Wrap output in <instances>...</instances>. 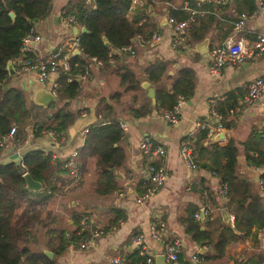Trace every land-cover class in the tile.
<instances>
[{
	"label": "crops",
	"instance_id": "obj_1",
	"mask_svg": "<svg viewBox=\"0 0 264 264\" xmlns=\"http://www.w3.org/2000/svg\"><path fill=\"white\" fill-rule=\"evenodd\" d=\"M50 1L51 7L46 15L32 25L33 32L38 34L40 39L25 45V51L33 53L37 58L48 56L62 40H71L78 36L82 28L78 24L64 22V17L59 15L60 6L67 0ZM184 1L162 0L155 1L154 5H148L147 11L154 17L157 24L152 33H160L161 39L153 41L151 33L148 39L143 38V41L137 44L135 55L117 50L120 54H124L122 57L132 65L141 81H148L154 91L155 84L141 72L145 63L155 58L164 59L169 63V74L174 73L182 65H189L193 69L195 73L194 90L180 105L177 122H168L161 112L153 107L148 114L133 115L128 107L119 102L114 103L108 114H99L105 110L99 104L98 99L120 89V84L118 77L110 71L109 67L100 72L98 70L100 62L91 57L87 60L88 68L82 74H76L80 83L79 93L72 98H65V101L68 102L67 108L80 110V115L66 127L63 135L57 136L49 129L36 133L31 129L32 126L26 125L23 131L24 135L17 143H15L16 139H13L14 133L4 142L5 147L0 154V162L11 160L12 152L16 151L20 156L24 150L29 148L49 151L53 158L60 160L71 152H75L83 144V136L86 132L83 129L87 128L89 124L118 120L123 126L124 135L120 142L125 149L126 160L124 165L116 170L118 186L114 191L101 195L89 188V182L96 178L98 173L95 171L93 158L88 157L80 175L78 172L74 177L64 174L63 176L66 178L71 177L72 179L68 181L65 178L64 183L58 185L47 200L34 206L38 212L37 219L39 220L36 224L38 232L35 247L43 251L48 249L44 247L42 230L45 226L61 227L69 224L71 219L68 218V215L71 209L85 212L93 226L102 230V233L95 236L93 243L86 248L79 249L73 246L70 250L65 249L55 257V264H110L109 257L115 253H119L123 258H130L131 264L129 253L137 247L131 243L130 239L133 234L137 233L143 234L144 250L153 258V264L161 254L164 255L162 264H167L170 261L161 241L151 238L149 233L151 221L157 218H162L166 223L168 237L179 236L182 239L179 258L183 263L188 260L191 251L197 250L203 255L212 252L209 244L193 240L177 218L184 213V206L191 203L195 204L200 211L206 205L214 213L220 212L224 221L232 222L229 220L227 207L223 204L227 201V197L226 194L220 192V180L208 167L211 163L209 146L213 142L221 145L230 138L234 141L238 149L237 169L239 174L244 175L253 183L254 192L263 195L260 175L264 172V161L259 166L250 163L245 156L244 142L248 139L252 129L256 128L261 140L258 146L256 139L249 143L252 148L250 152L253 156H258V148L259 156H262L264 160V135L262 134L264 131V90L261 91L256 103L248 107H244L240 103L243 94L238 96L237 102L231 107L226 104L221 108L220 103L227 100L229 92L236 94L239 89L244 93L250 80L258 76L264 77V56L244 57L235 64L224 66L220 73L210 74L208 71L209 51L211 47L222 43L231 34L232 23L239 15L237 4L233 0L218 7L206 0H189L192 6H196L195 2L200 1L201 8L206 9L203 14H197V20L191 26L197 24L201 17H206L209 14H213V20L206 26L204 37L197 42L190 41V30H188L189 43L178 50L170 44L171 26L168 23V16L170 10H181L188 16L189 11L183 7ZM142 2L143 0H132L127 12L129 18L132 17L134 9ZM248 26L253 31L264 30V9L256 10L255 15L248 19ZM244 35L252 41L255 34L251 32ZM74 53L78 54L79 49L73 50L72 54ZM20 57L9 61L10 72L7 71L8 76L2 84V88L12 86L23 90L28 97V103L32 104L31 108L34 111L35 119H40L39 112L44 113V110L47 112V116H50L47 107L49 103L41 104L33 97L39 94H35V92L41 89V85L46 89H51V81L55 80L56 74L51 75L45 83L38 82L35 79L34 71L19 70ZM142 88L140 100L153 98L148 95L146 88ZM52 97V101L55 102V94ZM211 98L218 99L217 108L221 109L222 119L231 122L229 128L208 131V127L210 130V127L215 123V120L208 115ZM198 118L208 123L207 137L201 144L194 146L193 157L195 159L193 161L196 166L192 168L186 164L181 155L180 143L194 127ZM144 137L161 144L166 150L164 156L143 153L139 148V142ZM10 148H12L11 151ZM78 160L77 158V166ZM150 162L164 165L167 174L165 182L153 195L144 198L142 202H136L139 190L143 188L145 182H149L147 167ZM42 190L43 185L41 184L38 190L32 191L42 192ZM248 199L251 200V197ZM110 208L121 209L126 215L118 225L113 226L114 229L112 227L104 228L110 217ZM257 236L259 246L255 250L248 251L247 249L242 253L237 252L236 255H230L231 246L233 248L247 242L250 239L247 237L243 241L228 243L222 257L204 259L200 264H259L264 259V249L260 244L261 238L264 237V230H259ZM239 248L240 246L237 249ZM261 254L262 258H260Z\"/></svg>",
	"mask_w": 264,
	"mask_h": 264
},
{
	"label": "trees",
	"instance_id": "obj_2",
	"mask_svg": "<svg viewBox=\"0 0 264 264\" xmlns=\"http://www.w3.org/2000/svg\"><path fill=\"white\" fill-rule=\"evenodd\" d=\"M155 1L162 0H143L142 4L134 9L131 18L128 17L127 12L132 0H90L89 2L67 0L61 5L59 15L64 18L72 17L84 28V31L77 36L79 53L69 57L68 71H59L56 74L54 87L56 101L50 102L47 106L50 116H47L44 110V113L39 112L40 119H35L32 104L28 103L26 93L12 86L4 89L2 84L8 76L7 61L21 56L19 46L22 36L32 28L35 21L46 15L51 7V1L0 0V137L6 134L12 125L15 128L13 135V139H16L15 143L22 139L26 125L32 126L31 129L36 133L49 129L57 136L63 135L66 127L80 115V110L67 108L68 102L65 98H72L79 93L80 83L76 74H82L88 68L87 60L91 57L100 62L98 67L100 72L109 67L118 77L120 84V89L98 99L105 110L99 113L101 115L108 114L116 102L128 107L133 115L143 116L148 114L152 107L158 111L173 108L180 96L187 99L193 93L195 83V73L189 65H182L174 73L169 74L170 66L164 59L155 58L145 63L141 72L155 84V95L153 98L140 100V93L143 91L141 78L132 65L122 57L124 54L117 51L136 34L148 39L157 24L147 11V7L150 4L154 5ZM234 1L239 13L251 12L256 8L255 0ZM9 11L13 13L12 17L8 15ZM169 15L177 19L187 17L186 12L182 13L181 10H170ZM212 20L213 14H209L201 17L197 24L190 26V41L201 40L205 35L206 26ZM23 57L30 60L37 58L29 51H25ZM68 76L70 79L67 78ZM242 94L243 90L239 89L236 94L229 92L227 100L220 103V107L223 108L226 104L231 107ZM217 110L221 112L220 108ZM120 123L118 120H108L89 124L83 136V144L76 150L79 159L78 175L84 169L85 160L88 157L93 158L98 175L89 182V188L97 194H107L118 186L116 170L124 165L126 160V152L120 142L124 135ZM222 123L225 128L231 125L230 121L223 119ZM206 137L207 128H203L194 137L185 136L182 139L188 141L191 146L192 160L195 159L194 146L201 144ZM253 139H256L258 146L261 137L256 128L252 129L244 142V152L250 163L259 166L264 160L259 156L258 148V156H253L250 152L252 148L249 143ZM4 147L5 144L0 145V154ZM209 147L211 163L208 167L218 176L220 183L226 185L227 201L223 204L229 213H233L234 219L232 222H226L220 212L213 211L206 213L203 218L196 219L194 213L199 211L197 206L191 203L184 206V213L178 216L177 220L184 225L185 231L193 240L207 243L212 249V252L202 255L203 260L222 257L226 252L227 244L232 241H243L247 237L257 241L258 231L264 230V172L260 175L262 195L254 192L253 183L239 174L238 149L231 138L225 144L213 142ZM20 161L22 171L39 180L43 190L35 192L27 189L22 173L16 169L12 160L0 162V264H55V257L65 250L67 241L72 239L81 216L87 214L71 209L68 215L71 219L69 224L61 227L45 226L42 230L43 243L44 247L52 252L51 257L36 248L38 232L36 224L39 220L34 206L47 200L58 185L64 183L66 177L63 175L66 174V170L62 168L59 159L53 158L51 152L40 148L24 150ZM71 179V177L66 178L68 181ZM148 184L149 182L143 184L139 194ZM249 197L251 200L247 202ZM204 207L208 208L206 205ZM109 213L110 217L104 228L116 226L126 217L125 212L118 208H110ZM140 250L141 248L137 247L129 253L131 264H148L146 259L150 255L141 254Z\"/></svg>",
	"mask_w": 264,
	"mask_h": 264
},
{
	"label": "built area",
	"instance_id": "obj_3",
	"mask_svg": "<svg viewBox=\"0 0 264 264\" xmlns=\"http://www.w3.org/2000/svg\"><path fill=\"white\" fill-rule=\"evenodd\" d=\"M89 2L90 0H84ZM213 6L220 7L221 5L233 1V0H206ZM196 6H192L189 0L184 1V8L189 12L188 16L183 19H177L173 15L168 16V23L171 26V37L170 44L175 49H180L187 45L188 42V30L193 22L197 20V14H203L206 9L201 8V2H195ZM264 9V0H256V8L251 12L242 11L239 13L238 17L232 23L231 34L220 44H216L211 47L209 51V66L208 71L210 74H218L224 66L232 65L244 57L251 56H264V30L253 31L248 26V19L255 15L256 10ZM64 22L78 24L72 17L64 18ZM254 32V37L250 41L244 34H249ZM40 39L39 35L34 33L32 28L26 32L22 38L19 46V51L21 52V60L19 64V70L21 71H34L35 79L38 82L45 83L48 81L51 75L57 74L59 71H68L69 69V57L71 56L73 50H78V38L77 36L73 39L62 40L55 49H53L48 56L44 58H35L30 60L24 58L25 45L29 42H36ZM153 41H158L161 39V34L154 32L151 35ZM143 41V37L140 34L134 35L130 42L125 45L120 46L119 50L122 52H128L130 55H135L137 52V44ZM70 79V76L67 77ZM55 80L51 81V93L54 95ZM264 90V77L258 76L253 78L247 84V89L241 96L240 103L244 107L251 106L256 103L259 99L261 91ZM183 97H179L173 108L169 110H160L162 116L170 123H175L179 119V109L180 105L184 102ZM217 98L210 99L209 117L215 120V123L208 127V131L212 130H224L225 127L222 123V113L217 110ZM121 124V123H120ZM122 125V124H121ZM208 123L201 118H198L195 122L194 127L187 133L188 137H194L197 132L203 128H206ZM123 127V126H122ZM87 128H84L85 132ZM15 131L14 126H10L8 132L0 137V145H3L5 140L13 135ZM53 131V130H52ZM51 132V131H49ZM52 133V132H51ZM54 133V132H53ZM264 135V131L262 132ZM139 148L143 153L147 155H158L160 157L164 156L166 150L165 148L148 137H144L139 142ZM180 152L186 162V164L192 168L196 166L192 160V150L188 141L182 140L180 143ZM63 169H65L66 174L74 177L77 173V156L76 151L71 152L66 157L59 160ZM148 180L149 184L146 189L138 194L136 197V202H142L144 198L153 195L165 182L166 171L162 163L150 162L148 167ZM227 187L225 184H221L220 192L226 193ZM211 208L203 207L201 211L194 213L196 219H200L206 213H209ZM233 213H229V220L233 221ZM113 229L115 227H112ZM150 236L155 240L161 241L162 247L165 254L170 262L173 264H200L203 260L202 255L199 251H191L188 260L183 263L179 258V251L182 246V239L179 236L168 237L167 236V226L162 218H157L150 223ZM102 233V230L93 226L91 220L87 215H82L79 220V226L76 228L72 239H69L65 245V249H72L73 246L79 249H84L93 243V238ZM131 243L136 247H140L141 254H145L143 245V234L137 233L133 234L130 239ZM261 246L264 249V237L261 238ZM148 264H153V259L151 256L146 259ZM110 264H130V258L122 257L119 253L109 257ZM244 264V263H240ZM259 264H264V259L259 262Z\"/></svg>",
	"mask_w": 264,
	"mask_h": 264
},
{
	"label": "water",
	"instance_id": "obj_4",
	"mask_svg": "<svg viewBox=\"0 0 264 264\" xmlns=\"http://www.w3.org/2000/svg\"><path fill=\"white\" fill-rule=\"evenodd\" d=\"M8 15L10 17H12L13 13L11 11H9ZM80 31L81 32L84 31V28L82 27ZM105 44H107V42H105ZM6 69L10 72V63H9V61H7V63H6ZM141 84H142V87H144V88H146L148 90L147 91L148 95L150 97H154L155 91L149 85V82L148 81H142ZM41 89L36 90L35 94H38V93L39 94L37 96H34L33 99L36 100L37 102H40L41 104H46V103L52 102V99H53L52 96L53 95L51 94V91H50V93H46V92H43ZM11 150H12V148H10V151ZM21 157H22V154L19 156L18 152H16V151L12 152V154L10 155V158L14 162V165H15L16 169L19 172L22 173V176H23L24 181H25L26 188L29 189V190H38L41 187V182L39 180H36V179L32 178L31 175L28 172H23L22 171V168H21V165H20ZM249 201H250V199H248L247 202H249ZM225 219H226V217H225ZM44 253L47 254L49 257H51V252L50 251L45 250ZM163 260H164V255L161 254V255H159L156 258L155 264H162Z\"/></svg>",
	"mask_w": 264,
	"mask_h": 264
},
{
	"label": "rangeland",
	"instance_id": "obj_5",
	"mask_svg": "<svg viewBox=\"0 0 264 264\" xmlns=\"http://www.w3.org/2000/svg\"><path fill=\"white\" fill-rule=\"evenodd\" d=\"M41 88H42L41 90L43 92L50 93V90L49 89H46L43 85H41ZM257 238H258V236H257ZM239 246H240V248L237 249ZM239 246H234L233 248L231 246V249H230L231 253H230V255H232V256L233 255H236L237 252L238 253H242L244 251H247V249H248V251H251L252 249L255 250V248H258L259 242H258V239H257V241H254L252 239V237H250V239H248L247 242H244V243H242Z\"/></svg>",
	"mask_w": 264,
	"mask_h": 264
}]
</instances>
